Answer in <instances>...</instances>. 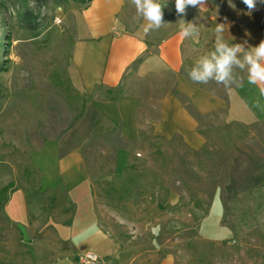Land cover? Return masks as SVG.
<instances>
[{"label":"rangeland","instance_id":"374dc122","mask_svg":"<svg viewBox=\"0 0 264 264\" xmlns=\"http://www.w3.org/2000/svg\"><path fill=\"white\" fill-rule=\"evenodd\" d=\"M85 2L0 0V264H79L85 253L96 256L94 264H156L167 254L174 264H264V183L235 196L225 191L233 145L252 135L264 152V122L236 126L221 110L197 116L207 143L191 150L179 137L153 132L155 86L141 93L136 142L106 122L84 149L81 171L104 187L97 204L106 207L93 214L90 204L83 216L100 213L103 225L116 224L100 228L115 231L116 252L103 257L90 249L95 243L57 238L76 214L56 178L59 142L87 105L134 95L124 86L81 93L73 84L74 14ZM129 144L131 164L119 180L116 152ZM38 211L50 219H37Z\"/></svg>","mask_w":264,"mask_h":264},{"label":"crops","instance_id":"0c3cea01","mask_svg":"<svg viewBox=\"0 0 264 264\" xmlns=\"http://www.w3.org/2000/svg\"><path fill=\"white\" fill-rule=\"evenodd\" d=\"M162 7V26L149 30L148 34L143 31L148 22L137 13L131 0H88L74 14L76 36L71 48L74 73L71 80L78 91L91 93L101 86L111 93L124 86L125 91L133 90L134 94L111 95L106 102L87 105L59 142L56 178H61L68 189L76 214L70 222L73 227L61 228L60 225L62 230L59 229L57 238L83 245L95 243L90 249L103 257L116 252L117 242L113 235L115 231L102 232L100 228H116V224L107 221L106 226L103 225L105 220L100 213L87 218L83 216L90 204L93 214L106 207L97 204L104 194V187L100 189L99 184L81 171L84 149L96 129L110 122L121 128V134L128 141L136 142L142 102L139 99L144 90H152L153 86L161 92L155 102L153 132L162 139L179 137L191 150L200 149L207 143L200 133L201 123L197 116L221 110L224 121L236 126L264 122V96L258 85L248 83L246 63L243 68L234 64L226 82H218L214 76L206 83L197 82L189 75L202 58H211L216 51L215 28L218 24L224 25L221 42L229 47L240 45L242 50L237 53V58L243 62L245 53L264 41V4L258 3L256 10L249 12L242 0H205L200 7L189 6L184 15L176 13L175 0L164 2ZM189 24L198 34L181 38V27ZM169 75L171 83L168 82ZM251 137L247 135L233 145L226 170L227 195H239L264 183V152ZM129 147L132 144L128 149L116 152L117 179L131 164ZM108 187L110 194L113 185ZM46 215L38 211L36 218L45 220ZM156 264H174L173 256L167 254Z\"/></svg>","mask_w":264,"mask_h":264},{"label":"clouds","instance_id":"9594fccd","mask_svg":"<svg viewBox=\"0 0 264 264\" xmlns=\"http://www.w3.org/2000/svg\"><path fill=\"white\" fill-rule=\"evenodd\" d=\"M135 5L138 14L148 22L143 31L148 34L151 29H159L163 23V7L157 0H131ZM205 0H175V11L178 15L186 14V9L200 7ZM249 12L255 11L257 4H264V0H242ZM224 31V25L218 24L215 28L217 33L216 51L211 54V58L204 57L190 72L193 81L206 83L213 76L218 82H226L230 79L232 66L238 65L240 68L248 65V83L258 85L259 91L264 96V41H261L251 51L245 53L243 62L237 58V53L242 49L240 45L229 47L221 42L220 34ZM197 33V29L189 24L182 26L179 32L181 38H185Z\"/></svg>","mask_w":264,"mask_h":264},{"label":"trees","instance_id":"16d2710c","mask_svg":"<svg viewBox=\"0 0 264 264\" xmlns=\"http://www.w3.org/2000/svg\"><path fill=\"white\" fill-rule=\"evenodd\" d=\"M33 1L35 2L36 5H38V6H43L44 4L47 3L48 0H33ZM81 1H82V0H81ZM87 1H88V0H86V2H87ZM86 2H85V3H86ZM24 17H25L26 19H29V18H35V17H32V16H31L30 12H29V13L27 12L26 14H24ZM81 115H82V113L79 114V116H78V118L76 119V121L81 117ZM76 121H75V122H76ZM72 125H73V124H72ZM72 125H70V127H71ZM70 127H69V128H70ZM69 128H68V129H69ZM125 188H126V186L124 187L125 195L122 196L120 200H122L123 198H125V197L128 196V194H129V189L126 190ZM111 190L114 191V188L111 187ZM113 193H114V192H113Z\"/></svg>","mask_w":264,"mask_h":264},{"label":"built area","instance_id":"2783aa9c","mask_svg":"<svg viewBox=\"0 0 264 264\" xmlns=\"http://www.w3.org/2000/svg\"><path fill=\"white\" fill-rule=\"evenodd\" d=\"M96 261V256L90 253L81 254L77 257L79 264H94Z\"/></svg>","mask_w":264,"mask_h":264}]
</instances>
